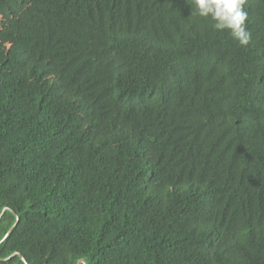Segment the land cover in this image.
Here are the masks:
<instances>
[{"label": "trees", "instance_id": "trees-1", "mask_svg": "<svg viewBox=\"0 0 264 264\" xmlns=\"http://www.w3.org/2000/svg\"><path fill=\"white\" fill-rule=\"evenodd\" d=\"M243 7L247 46L192 0H0V258L264 264V0Z\"/></svg>", "mask_w": 264, "mask_h": 264}, {"label": "clouds", "instance_id": "clouds-1", "mask_svg": "<svg viewBox=\"0 0 264 264\" xmlns=\"http://www.w3.org/2000/svg\"><path fill=\"white\" fill-rule=\"evenodd\" d=\"M246 0H192L195 14L211 18L216 31L230 30L240 45L247 46L251 33L247 31L245 21L248 13L244 10Z\"/></svg>", "mask_w": 264, "mask_h": 264}, {"label": "water", "instance_id": "water-1", "mask_svg": "<svg viewBox=\"0 0 264 264\" xmlns=\"http://www.w3.org/2000/svg\"><path fill=\"white\" fill-rule=\"evenodd\" d=\"M5 210H9L11 212L14 213L13 210L9 209V208H4L1 213H0V217L2 215V213L5 211ZM15 214V213H14ZM17 221H18V216H16V220L15 222L12 224V226L10 227V229L0 238V244L9 236V234L13 231L14 227L16 226L17 224ZM18 255L19 258L25 263V264H29V262L27 261L26 257L23 256L20 252H13L11 253L10 255L6 256V257H3V258H0V260H8L12 255ZM75 264H89L88 261L82 257V258H79L76 260Z\"/></svg>", "mask_w": 264, "mask_h": 264}]
</instances>
